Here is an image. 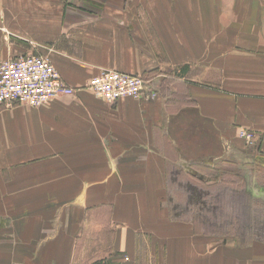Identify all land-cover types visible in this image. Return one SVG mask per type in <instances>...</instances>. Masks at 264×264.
Returning <instances> with one entry per match:
<instances>
[{
	"label": "crops",
	"instance_id": "1",
	"mask_svg": "<svg viewBox=\"0 0 264 264\" xmlns=\"http://www.w3.org/2000/svg\"><path fill=\"white\" fill-rule=\"evenodd\" d=\"M30 54L75 94L0 108V264H75L96 215L128 264L144 242L159 264H264V236L208 240L168 206L178 178L264 174V0H0V63ZM105 71L154 99L83 89Z\"/></svg>",
	"mask_w": 264,
	"mask_h": 264
},
{
	"label": "rangeland",
	"instance_id": "2",
	"mask_svg": "<svg viewBox=\"0 0 264 264\" xmlns=\"http://www.w3.org/2000/svg\"><path fill=\"white\" fill-rule=\"evenodd\" d=\"M3 109V108H2ZM223 172L228 171L226 179L233 182L235 172L243 178L241 183L226 185L224 187H209L218 177L206 179L204 184L201 179L186 181L178 178L171 183L168 190V206L173 211L175 220H187L196 223L198 232L211 234L208 240H231L233 237L247 240L264 236V174L262 171L241 172L229 165L221 166ZM231 171L234 173L232 174ZM194 177V176H193ZM199 177V176H198ZM201 177V176H200ZM254 178L256 183L249 184V178ZM196 178V177H195ZM202 184H199L198 181ZM211 182V183H210ZM209 184V185H208ZM238 185V186H237ZM207 186V187H206ZM100 220V221H99ZM107 220L95 216L93 231L86 247L76 255L75 264H128L127 257H118L110 253L99 243H106L102 225ZM240 234V236H237ZM246 234V236H244ZM96 244V245H95ZM134 264H159L147 253L146 243L137 254ZM151 258V259H150Z\"/></svg>",
	"mask_w": 264,
	"mask_h": 264
},
{
	"label": "built area",
	"instance_id": "3",
	"mask_svg": "<svg viewBox=\"0 0 264 264\" xmlns=\"http://www.w3.org/2000/svg\"><path fill=\"white\" fill-rule=\"evenodd\" d=\"M83 89L108 104L126 98L139 101L155 97L142 77L117 71L102 72L89 79ZM74 94L75 90L61 80L47 57L30 54L0 63V108H39L56 97ZM239 137L247 146L254 144L251 132L241 130Z\"/></svg>",
	"mask_w": 264,
	"mask_h": 264
},
{
	"label": "trees",
	"instance_id": "4",
	"mask_svg": "<svg viewBox=\"0 0 264 264\" xmlns=\"http://www.w3.org/2000/svg\"><path fill=\"white\" fill-rule=\"evenodd\" d=\"M228 172V171H227ZM226 173V172H225ZM229 173V172H228ZM231 173L232 174H234L232 171H231ZM227 177H226V174H224V176L222 177V184H220V185H218L217 187H224V186H226V185H228L229 186V184H236V183H240L242 180H243V178L241 177V176H239L236 172H235V174H234V180H233V182H229V181H227V179H226ZM193 226H194V230L195 231H197L198 229L196 228L197 226H196V223H193Z\"/></svg>",
	"mask_w": 264,
	"mask_h": 264
}]
</instances>
